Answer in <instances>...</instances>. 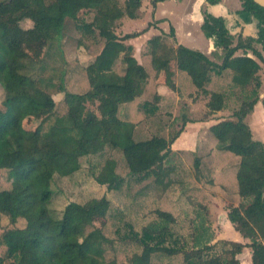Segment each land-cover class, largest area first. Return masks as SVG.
Instances as JSON below:
<instances>
[{
    "label": "trees",
    "instance_id": "obj_1",
    "mask_svg": "<svg viewBox=\"0 0 264 264\" xmlns=\"http://www.w3.org/2000/svg\"><path fill=\"white\" fill-rule=\"evenodd\" d=\"M207 1L212 5L219 2ZM240 1L242 11L257 21L255 37L235 38L222 17L204 14L200 30L213 42L212 57L217 62L183 47L177 49L174 59L157 56L162 36L150 38L147 48L153 68L163 71L166 82H170L176 69L183 71L195 87L193 96L190 94L193 101L205 99L208 114L228 112L209 131L218 151L238 158L237 194L242 204L229 207L227 218L241 239L213 242L211 225L199 212L190 238L179 241L171 230L174 216L155 210V219L140 233H133L140 252L133 253L127 264H151L152 257L159 253L168 257L181 255L180 264H241L239 257L245 251L250 264H264V143L253 137L247 123L259 100L261 85L257 74L260 66L247 52L264 63L256 48L264 47V8L253 0ZM140 5L141 0L0 1V172L6 171L10 183V187L0 190V247L4 249L0 264H118L104 257L110 241L103 233L110 210L107 197L70 202L60 218H54L48 207L53 177L77 172L82 157L117 151L129 177L136 182L149 177L158 182L172 172V167L167 166L174 157L170 146L190 122L189 117L184 114L181 128L171 139L155 135L135 141L134 125L117 116L122 104L142 96L149 78L134 57L132 45L126 44L139 33L120 35L115 31L116 19L137 17ZM84 10L96 12L86 32L104 41L85 67L89 88L77 94L60 85L56 93L63 94L66 113L55 116L44 133L42 125L33 131L24 130L22 122L27 116L48 109L53 113L55 102L34 77V71L32 74L17 66L21 48L40 40L53 44L60 39L66 19L85 30L78 15ZM110 10L116 11L115 19L99 14ZM23 21H30L32 26L22 28ZM238 51L242 54L237 55ZM120 57L123 68L119 74L114 66ZM223 72H227L226 83L217 90L209 89L212 75L221 76ZM159 99L154 94L153 101ZM148 103H143L142 109L146 115H154L158 103L146 109ZM88 104L96 105V110L89 109ZM95 182L108 191H119L125 179L117 174L116 162L106 159Z\"/></svg>",
    "mask_w": 264,
    "mask_h": 264
},
{
    "label": "rangeland",
    "instance_id": "obj_2",
    "mask_svg": "<svg viewBox=\"0 0 264 264\" xmlns=\"http://www.w3.org/2000/svg\"><path fill=\"white\" fill-rule=\"evenodd\" d=\"M153 1L149 3L150 9L145 16L146 23L150 21L156 23L158 34L163 35L157 46L156 55L171 60L176 57L179 47L185 48L184 40L188 30L186 18L192 0H158L155 1V6L152 4ZM228 3L230 7H236L238 4L236 0ZM95 14L94 10H84L78 14L82 18L85 30L78 29L76 23L66 19L60 39L53 44L40 40L21 48L17 66L31 70L32 74L34 71V77L39 79L42 87L52 94L55 102L53 113L48 109L27 116L22 122L24 130L33 131L42 125L44 133L55 116L66 113L67 106L63 101V94L56 93L60 85L71 93L82 94L88 90L85 67L94 59L104 42L97 35L89 36L86 32ZM99 14L114 19L117 15L116 11L111 10ZM2 17L0 13V18ZM118 19L120 17L116 21ZM20 26L26 29L31 27L32 23L23 21ZM126 26L124 31L126 33L142 28L139 22L130 21ZM155 33L150 29L147 34H142L137 44L147 46L149 37ZM206 39L201 31L194 32L187 47L203 50ZM148 52L147 48V54ZM122 68L120 57L114 66V71L120 74ZM146 69L154 82L164 78L162 70H155L153 66L151 68L146 66ZM179 82L184 91L194 88L190 77L183 71H180ZM262 86L264 94V80ZM154 90V86L151 90L148 88L142 96L122 104L117 116L122 121L134 125L135 141L146 140L155 135L171 139L181 128L184 114L198 124L184 136L185 143L177 141L178 136L171 144L170 149L174 157L167 165L172 167V172L167 177L158 182H155L153 177L136 182L129 177L121 155L117 151L106 150L101 154L82 157L77 172L68 177L55 175L51 181L52 196L48 207L54 218H60L65 206L70 202L84 203L92 198L107 197L110 210L107 220H104L103 233L110 241L105 247L104 257L106 260L115 259L118 264H127V259L133 253L140 252L133 242V233H140L155 219V210H163L174 216L175 222L171 230L179 241L190 238L192 228L195 226L196 214L199 212H202L200 217L206 218L211 225L213 242L241 239L228 223L227 218L229 207L242 204L237 194L238 158L232 153L220 152L216 149V140L208 127L209 121L215 118L204 120L205 117H209L205 99L198 100L199 96L196 95L198 105H195V99L191 102L189 97L185 100L159 99L155 102L152 93ZM2 100L3 92L0 88V110L3 109ZM145 102H149L146 109L155 107L158 103L159 107L154 115L145 114V110L142 109V104ZM87 107L96 110V105L88 104ZM221 116L225 118L228 115L226 113ZM180 143L184 146L182 149ZM187 144L188 146H185ZM106 159H113L116 162L117 174L125 179L119 191H108L105 186L95 182V176ZM0 174V190L10 187L6 179V171L2 170ZM2 250L4 249L0 247V254ZM239 258L241 264H250L247 251ZM181 260V255L168 257L159 253L152 257L151 264H180Z\"/></svg>",
    "mask_w": 264,
    "mask_h": 264
},
{
    "label": "crops",
    "instance_id": "obj_3",
    "mask_svg": "<svg viewBox=\"0 0 264 264\" xmlns=\"http://www.w3.org/2000/svg\"><path fill=\"white\" fill-rule=\"evenodd\" d=\"M150 1L151 0H141V5L138 9L137 17H135L133 19L128 18V17H121L120 19L115 21L117 34L125 35V34L139 33V35L137 37L129 39L128 44L132 45L134 57L136 58L138 63H140L142 66L145 67V69H146V66H148L149 68L152 67L151 56L146 54L147 46L146 45L144 46V44L139 45V44H137V42H140V38L142 37V34H147V32H149L150 29L156 33H155V35H151V37H149V38H152L154 36H163L162 34H158L159 31H158V27H157L156 23H152L151 21L146 23L145 16L148 15L147 12L150 9L149 8ZM155 1H158V0H154L152 2L153 6H155V4H156ZM229 1H231V0H219V2L217 4H214V5L208 4L206 2V0H192L191 1L189 8H188L189 15L186 18V20L188 22V24H187L188 30H187L185 40H184L185 48H188L187 45H188V42L190 40L191 35L194 32L201 31L200 26L202 24L203 16H204L205 12L212 14L213 16H216V17H222L225 20L226 26H227L230 34L235 36V38L238 35L242 36V38L255 37L256 36L257 21L255 20V18L250 13L241 12L242 3L240 0H236V2L238 3L236 7H233V6L230 7V5L228 3ZM130 21H131V23L132 22L133 23L139 22V24H140V26H142V28L139 30H134L132 32H128V33L124 32V31H126V28H127L126 24ZM205 41H206V45H205L203 50L196 49V48H188V49L197 50V51L201 52L202 54H204L205 56H207L209 59L213 60L214 62H217V60L213 59V57H212V51L214 50L213 42L210 39H206ZM235 41H236V39H235ZM256 48L264 59V47L256 46ZM236 54L240 55V54H242V51H238ZM247 56L251 57L252 59H254L259 64L260 69H259L257 74H258L260 82H261L259 92H258L259 93V100L255 104V106L253 107L252 113L250 115H248L247 123L251 128V131L253 133V137L264 143V106L262 104V102L264 101V94L262 92V87H263L262 85H263V80H264V63L257 60L253 56V54L249 51L247 52ZM146 71L148 73V76H150L149 71L147 69H146ZM179 74H180V71L176 69L174 76L170 80L169 83L166 82L165 76H164V78H160L159 81H156V82H154V80L151 79L150 78L151 76H150L148 78V82H147V85L145 87V90L148 88L151 90L154 86L155 90L152 93L157 94L160 97V99H163V100H166V99H172V100L183 99V100H185L188 97L190 98V94L195 92V87L191 88L187 91H184L181 88V84L179 82ZM226 76H227V72H223L221 76L212 75L211 81L208 85V88L212 89V90H217V88H221L227 81ZM150 87H152V88H150ZM194 98H195V96H194ZM189 100H191V102H194V101H192L191 98ZM196 102L197 101H195V105H198ZM189 105H191V104H189ZM226 113L228 115V112H223V111L214 112L212 114L210 113V114H208L209 117L208 116H207V118L205 117L204 120H206L208 118H215V119H212L209 121L210 123H209L208 127H210L211 125L217 123L218 120L224 119L221 115H223V114L225 115ZM216 118H220V119H216ZM189 121L190 122L186 123V125L183 129L184 131L181 132L177 141H183L185 143L184 136L187 135V133L189 132L190 129H192L193 127H196L198 125L195 123V121H193L191 119V117H189ZM256 136H259L258 137L259 139ZM179 146L181 149L184 147L182 143H180ZM185 146H188V144ZM177 149H179V148H177ZM228 223H229V221H228ZM247 253H248V251H247Z\"/></svg>",
    "mask_w": 264,
    "mask_h": 264
},
{
    "label": "water",
    "instance_id": "obj_4",
    "mask_svg": "<svg viewBox=\"0 0 264 264\" xmlns=\"http://www.w3.org/2000/svg\"><path fill=\"white\" fill-rule=\"evenodd\" d=\"M256 4L264 8V0H253Z\"/></svg>",
    "mask_w": 264,
    "mask_h": 264
},
{
    "label": "flooded vegetation",
    "instance_id": "obj_5",
    "mask_svg": "<svg viewBox=\"0 0 264 264\" xmlns=\"http://www.w3.org/2000/svg\"><path fill=\"white\" fill-rule=\"evenodd\" d=\"M206 2H207L208 4H210L207 0H206ZM210 5H212V4H210ZM241 12H243V11L241 10ZM205 13H207V12H205ZM205 13H204V14H205ZM247 13H248V12H247ZM203 17H204V16H203ZM202 22H203V21H202Z\"/></svg>",
    "mask_w": 264,
    "mask_h": 264
}]
</instances>
